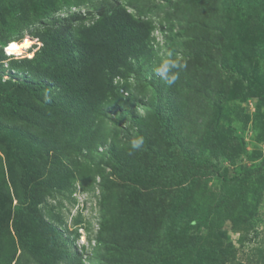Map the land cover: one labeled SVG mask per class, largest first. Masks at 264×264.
I'll list each match as a JSON object with an SVG mask.
<instances>
[{"label":"rangeland","instance_id":"374dc122","mask_svg":"<svg viewBox=\"0 0 264 264\" xmlns=\"http://www.w3.org/2000/svg\"><path fill=\"white\" fill-rule=\"evenodd\" d=\"M245 1L251 0H61L59 20L82 12L94 15L87 20L93 24L123 7L143 23L141 33L150 32L149 52L135 69L146 81L139 85L129 77L140 89L132 101L120 99L126 112L112 111L109 98L99 111L74 118L59 140L48 138L50 151L36 161L45 182L38 198L26 192L25 174L11 154L0 151V264H8L7 252L9 264H43L34 247L15 236V207L33 201L43 222L31 240L46 236L57 258L53 264H154L166 246L172 251L157 264H264V5L235 6ZM28 39L26 50L14 54L12 45L6 54L34 56L43 42L29 35L20 45ZM165 59L186 64L173 85L152 74ZM223 64L235 71L223 74ZM139 100L146 107L138 108ZM34 101L33 107L44 106ZM158 107L181 122L172 128L178 137L171 135L172 147L155 132ZM10 121L11 129L23 127L22 121ZM214 123L211 162L221 175L208 170L187 179L181 172L185 154L199 153ZM35 129L48 133L40 125ZM138 136L145 145L130 155V142ZM162 160L173 170L143 185L114 170L145 171ZM182 217L187 221L181 234L171 236ZM20 218L33 231L26 216Z\"/></svg>","mask_w":264,"mask_h":264},{"label":"trees","instance_id":"16d2710c","mask_svg":"<svg viewBox=\"0 0 264 264\" xmlns=\"http://www.w3.org/2000/svg\"><path fill=\"white\" fill-rule=\"evenodd\" d=\"M60 3L61 0H0V6H4L0 12V151L11 154L12 162L25 174L22 183L33 198H38L42 194L41 190H45L44 176L37 168L36 161L45 151L47 154L50 151L51 139L48 138L57 136L59 140L74 125V118L83 119L87 111H95L97 108L99 111L98 105L107 102L109 98L112 111L126 112L124 101H132L138 95L136 90L140 89L138 85L128 82L129 77H137L139 85L146 81L135 69L136 63L142 61V56L149 52L147 43L150 32L141 33L143 23L140 25L136 17L123 7L112 13L104 12L93 24H87V20L94 15H83L82 12H72L59 20L57 13ZM263 5L264 0H251L239 2L235 6L244 9ZM77 22L80 24L77 25ZM150 27L152 30L153 27ZM29 35L43 42V47L34 56L18 58L6 54V48L20 45ZM181 35L177 33V36ZM168 39L175 38L170 35ZM142 42L146 43L140 45ZM231 50L240 53L237 47ZM222 71L223 74H232L235 70L223 64ZM155 79L163 81L156 75ZM36 98L44 106L33 107ZM138 103V108L146 107L144 100ZM221 106V102L217 104L218 109ZM164 110L161 107L156 109L155 132L161 142L172 147L175 141L171 135L177 137L172 128L177 127L180 121L175 115L165 114ZM134 119L140 120L136 117ZM10 120L24 122L23 127L11 129L7 123ZM38 124L47 130L46 135L37 132L35 128ZM216 125H212L210 135L200 147L199 153L186 152L181 172L187 179L197 178L208 170L215 171L211 156L217 148ZM15 139H18L15 144L10 143ZM147 145L156 153L152 140ZM118 169L114 170L123 180L143 185L150 182L155 174L161 175L164 170H173V166L162 160L160 164L145 171L127 170L123 173ZM23 204L15 207L17 220L14 229L18 243L34 247L41 263H55L57 258L51 247L46 245V236L31 240L32 234L38 233V227L43 222L42 216L35 215L37 203L33 201L27 208ZM22 216H26L27 224L33 231L23 226ZM186 221L185 217L180 221L178 219L175 224L177 230H173L171 236L174 233L181 234V227ZM171 251L169 246L159 249L153 257V263H159ZM6 255L9 264V252Z\"/></svg>","mask_w":264,"mask_h":264},{"label":"clouds","instance_id":"9594fccd","mask_svg":"<svg viewBox=\"0 0 264 264\" xmlns=\"http://www.w3.org/2000/svg\"><path fill=\"white\" fill-rule=\"evenodd\" d=\"M185 67L186 64L171 59H165L160 64V66L155 69V73L156 75L161 77L165 83H167L168 85H173L179 78V70ZM144 145L145 138L143 136L133 138L130 142L131 151L129 152V154L131 155L133 152L141 150Z\"/></svg>","mask_w":264,"mask_h":264},{"label":"bare ground","instance_id":"6f19581e","mask_svg":"<svg viewBox=\"0 0 264 264\" xmlns=\"http://www.w3.org/2000/svg\"><path fill=\"white\" fill-rule=\"evenodd\" d=\"M27 44L25 45H13L12 46V53L14 54H19L21 52H23V50H26L28 48V44H30V40L28 39Z\"/></svg>","mask_w":264,"mask_h":264}]
</instances>
